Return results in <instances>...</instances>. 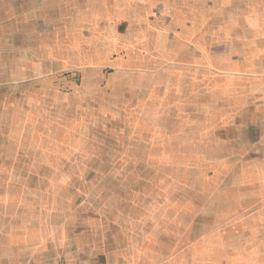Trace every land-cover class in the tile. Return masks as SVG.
<instances>
[{"label":"crops","instance_id":"0c3cea01","mask_svg":"<svg viewBox=\"0 0 264 264\" xmlns=\"http://www.w3.org/2000/svg\"><path fill=\"white\" fill-rule=\"evenodd\" d=\"M118 128L129 156L197 159L188 192L148 198L116 246L98 210L55 219L70 191L47 174L17 177L52 228L27 233L1 177L0 264H264V0H0V172Z\"/></svg>","mask_w":264,"mask_h":264},{"label":"rangeland","instance_id":"374dc122","mask_svg":"<svg viewBox=\"0 0 264 264\" xmlns=\"http://www.w3.org/2000/svg\"><path fill=\"white\" fill-rule=\"evenodd\" d=\"M113 132V140L109 138V141H105L103 137L100 145L89 143V147L86 144L81 146L82 143L77 138L75 139L77 135L74 136L69 131L70 140L67 141L71 148L68 152L63 151V157L52 159L48 156L43 159L36 157L33 159L35 164L33 173L30 175L17 173L19 168L14 165L8 167L5 173L0 172V178L5 177L6 179L5 191L10 187L17 189V196H12L15 203L11 206H13V210L22 214L23 219L26 218L22 224L27 228V233H39L43 236L42 233H52V228L47 227L44 219L42 220V218L46 220V207L40 206L43 213H41L42 217H38V212L41 211L37 209V205H33L36 198L31 193H28L29 196L21 194L20 182L17 181V177L22 178L21 182L27 184L32 175L35 178L45 174L49 175L50 178L48 177L45 183L55 187L54 191L58 190L60 193H64L66 190L70 191L67 204L58 207L55 219L63 218L64 223H68L73 229H76L84 220L82 215L86 208L87 210L92 209L89 210L91 214L94 213V209L98 210L102 212L101 215L98 216L95 213L88 217V221L95 218L99 229L104 232L99 233L103 241L111 240L115 242L116 246L125 242V239L129 237V233H125V231L139 228L137 225H141L143 210L145 209L146 212L149 209V206L144 204L148 198H155L157 195L166 193V198L172 199L174 193L179 189L183 194L188 192L190 179L195 177L197 159L129 156L133 152L130 142L127 141V134L122 133L121 128L119 132L115 129ZM63 134L60 135L58 139L60 141L56 144L61 143L64 138ZM44 144L42 148L46 150ZM24 159L27 162L32 160L31 156L24 157ZM41 160L46 166L45 170L49 173L37 175L35 173V169H38L36 163L40 166ZM38 183L36 182V184ZM33 185L35 186V181ZM137 185L139 186L137 187ZM133 187L136 188L133 189ZM88 197H94L97 202L87 201ZM62 209L66 210L62 211ZM58 223L54 230L61 228V221ZM111 227H113V233H106V230H110ZM196 235L197 233H186L182 235L181 239H186V242L189 243L191 238L193 239ZM176 236L180 240L181 235L177 234ZM172 237H174L173 234ZM171 240L174 241V239Z\"/></svg>","mask_w":264,"mask_h":264}]
</instances>
